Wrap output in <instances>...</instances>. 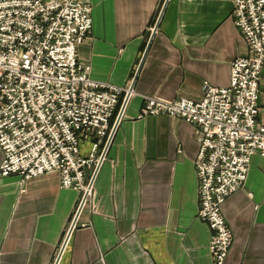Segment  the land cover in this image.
<instances>
[{
    "label": "crops",
    "instance_id": "1",
    "mask_svg": "<svg viewBox=\"0 0 264 264\" xmlns=\"http://www.w3.org/2000/svg\"><path fill=\"white\" fill-rule=\"evenodd\" d=\"M92 29L78 46L95 81L133 95L94 182L81 193L56 172L0 176V264H213L211 229L198 217L194 127L166 115L138 118L143 96L202 99L228 87L230 63L249 53L231 0H86ZM154 31L152 32V30ZM264 124V68L258 100ZM0 148V163L2 162ZM221 210L232 232L226 264H264V157Z\"/></svg>",
    "mask_w": 264,
    "mask_h": 264
},
{
    "label": "built area",
    "instance_id": "2",
    "mask_svg": "<svg viewBox=\"0 0 264 264\" xmlns=\"http://www.w3.org/2000/svg\"><path fill=\"white\" fill-rule=\"evenodd\" d=\"M231 2L249 53L231 61L229 86L206 83L198 101L143 96L137 116L193 125L197 213L211 229L213 264H226L233 243L222 204L244 187L251 157H264V124L257 120L264 0ZM91 13L86 0H0V176L30 180L56 172L62 187L80 191L77 211L89 203L138 73L128 86L90 77L77 49L92 29Z\"/></svg>",
    "mask_w": 264,
    "mask_h": 264
},
{
    "label": "water",
    "instance_id": "3",
    "mask_svg": "<svg viewBox=\"0 0 264 264\" xmlns=\"http://www.w3.org/2000/svg\"><path fill=\"white\" fill-rule=\"evenodd\" d=\"M79 211H80V209L77 211V213H76V215L79 213ZM76 215H75V220L73 221V223H72V225H71V227L69 228V230H68V235H67V238H68V236L70 235V231L73 229V227H74V225H75V221H76ZM66 241H67V239L65 240V242L62 244V248H61V251H60V253H59V255H58V258H57V260L59 259V257H60V255H61V253H62V251H63V249H64V245H65V243H66ZM56 260V263L55 264H57L58 263V261Z\"/></svg>",
    "mask_w": 264,
    "mask_h": 264
},
{
    "label": "rangeland",
    "instance_id": "4",
    "mask_svg": "<svg viewBox=\"0 0 264 264\" xmlns=\"http://www.w3.org/2000/svg\"><path fill=\"white\" fill-rule=\"evenodd\" d=\"M90 32H91V31H90ZM89 34H90V33H89ZM89 34H88V35H89ZM87 37H88V36H87Z\"/></svg>",
    "mask_w": 264,
    "mask_h": 264
}]
</instances>
